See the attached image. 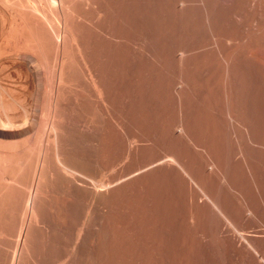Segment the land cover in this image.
<instances>
[{
	"label": "bare ground",
	"instance_id": "bare-ground-1",
	"mask_svg": "<svg viewBox=\"0 0 264 264\" xmlns=\"http://www.w3.org/2000/svg\"><path fill=\"white\" fill-rule=\"evenodd\" d=\"M0 264H264V0H0Z\"/></svg>",
	"mask_w": 264,
	"mask_h": 264
}]
</instances>
